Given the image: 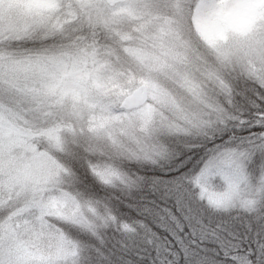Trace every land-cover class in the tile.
Listing matches in <instances>:
<instances>
[{"label": "clouds", "instance_id": "1", "mask_svg": "<svg viewBox=\"0 0 264 264\" xmlns=\"http://www.w3.org/2000/svg\"><path fill=\"white\" fill-rule=\"evenodd\" d=\"M208 2L215 11L202 0L0 3L5 25L11 18L21 32L51 37L0 47V103L17 128L0 132V185L6 190L11 176L24 177L0 203V222L12 215L19 226L14 241L0 245H27L31 264H44V257L48 264H85L84 249L66 243L84 229L69 221L100 227L104 209L76 179L69 153L94 182L118 185L122 175L172 167L184 145L212 144V129L264 103V4L240 28L234 21L254 0ZM224 152H204L197 170L219 169ZM250 175L254 186L264 185L261 165ZM183 191L182 201L170 195L164 202L175 217L169 227L195 228L198 219L236 213L212 208L189 183ZM217 240L239 244L230 233ZM62 244L66 251L57 255Z\"/></svg>", "mask_w": 264, "mask_h": 264}, {"label": "snow or ice", "instance_id": "2", "mask_svg": "<svg viewBox=\"0 0 264 264\" xmlns=\"http://www.w3.org/2000/svg\"><path fill=\"white\" fill-rule=\"evenodd\" d=\"M174 7L179 10V3L175 4ZM201 7L208 9L210 12L215 11L208 0H202ZM258 114H264V103L258 102L253 105L249 112L245 113L242 123L237 120L231 125L223 124L211 131L213 143L217 136L221 140L228 137L225 145L216 146L211 151H216L221 147L235 146L237 142H239L240 147L244 148L242 152H233L229 148L223 153V165L213 171L223 178L227 186L223 193L225 207L233 203V193L236 185L246 180L244 173L250 165L256 164L257 155L260 157L261 167L264 168V164H261L264 161V115ZM50 132L53 133V138L57 141V144H61L60 138L54 135L55 130H50ZM244 133H251V135H243ZM204 135L207 136L208 133L205 132ZM26 147L31 148L30 145H26ZM202 151H208L205 144L195 142L186 144L181 148L180 155L173 166L168 168V172L163 176L137 177L135 180L130 181V184L138 186L141 183H149L154 188L165 185L169 193L174 195L178 202L182 201L185 197L183 184L186 180L189 184L195 183L198 186L197 191H199V186H207L212 181V175L207 168L197 170L199 154ZM197 171H199V174L194 175ZM172 173H179V175L172 176ZM168 176H172V178L168 179ZM76 179L86 189L91 184L86 170L83 177L78 176ZM23 182L24 177L22 175H15L9 178L6 190L3 185H0V203L4 202L5 196L10 201L12 193ZM253 193L252 196L256 204L249 209L250 214L245 213L237 218L228 217L220 222L225 232L233 231L237 221L240 222L242 228V231L237 234L240 237L238 246L225 247L222 260L220 259L221 253L219 250L214 256H210L206 248L202 249L198 245L190 243L191 234L185 236V233H188L187 227H183L181 231L175 225L169 227V224L165 221H159L157 224L152 225L153 231L161 234V239L166 237L167 240L171 241V251L162 254H154L149 251L147 257L136 261V264H169V262L170 264H264V210L258 211L264 205V185L258 186ZM208 199L210 203H217L213 200L211 192L208 193ZM147 214L151 215L154 221L158 220L152 209H148ZM160 224H165V227H159ZM18 227L17 224L12 222V215L5 221L0 222V241L5 238L14 241ZM169 228L175 232L176 237H179L178 240L169 234ZM61 240L63 241L64 238L61 237ZM66 243L70 244L71 242L67 241ZM63 251H66V249L62 244L57 255ZM30 256L28 246L22 243L14 242L7 248L0 245V264H31ZM163 256H166L167 259H163ZM43 260L44 264H48V257H44ZM110 264H123V262L113 256L110 258Z\"/></svg>", "mask_w": 264, "mask_h": 264}, {"label": "trees", "instance_id": "3", "mask_svg": "<svg viewBox=\"0 0 264 264\" xmlns=\"http://www.w3.org/2000/svg\"><path fill=\"white\" fill-rule=\"evenodd\" d=\"M264 115V114H258ZM244 117H241L239 121L242 123ZM255 131V130H254ZM243 135H251V133H244ZM228 137H224L223 140L217 138L214 143L207 145V152H211L216 146L225 145ZM222 149H227V147H221ZM231 149H237L244 151V148L240 147L239 142L235 146H228ZM204 151L200 152V157L203 155ZM68 162L72 165L75 173H78L80 177H83L85 170L79 165L76 158L69 153L67 156ZM256 164L250 165L249 170L256 169L260 163V157L257 155ZM202 169V168H201ZM69 174H73L69 169ZM168 172V169H142L137 170L132 174H127L128 177L133 180L137 177H153V176H163ZM199 171L194 173L197 175ZM179 175V173H172V176ZM172 176H168L171 179ZM91 184H89L87 190L98 198V202L104 209L103 222L100 227L88 222L92 225L91 228L86 227L82 224L71 223L78 227H82L84 230L80 232H73V235L77 237L76 240H69L71 243L74 242L76 247L75 250L84 249V256L82 259L85 264H110V258L115 256L117 259L121 260L123 264H136V261L146 258L149 251L156 253H169L171 251V241L167 238L161 239V234L153 231L152 225L157 224L159 221H165L166 223L174 221L175 217L168 212L167 207H163L164 202L171 195L165 185H161L159 188H154L149 183H141L140 185H131L130 181H119L118 185H108L102 186L94 182L89 176ZM185 183H188L186 180ZM193 189L197 190L194 183H191ZM82 187L83 184H81ZM198 196L201 200L206 201L200 194ZM207 202V201H206ZM209 205V203L207 202ZM256 204V202H255ZM255 204L243 207H231L212 208L218 211H232L236 210V213L232 218H237L243 216L245 213H249V209ZM152 209L154 215H158L157 209H161L163 212L168 213L167 216L159 215L157 221L152 219L151 215L147 214V210ZM260 210H264V205L261 206ZM188 220V217H185ZM220 219H208L196 220V226L193 228L191 223L186 226L181 225L177 222L176 227L181 231L183 227L188 228V233H185L187 237L191 234L190 243L198 245L202 249H207L210 256L219 250L221 253L220 259H223L222 253L225 251V247L218 246L219 241L217 236L219 233H230L231 237L235 238L239 243V235L242 231L240 227V222L237 221L236 227L233 231L225 232L221 227ZM159 227H165V224H160ZM169 234L175 239L179 237L175 236V232L169 228ZM167 245V246H166ZM233 245H229L232 247ZM163 259H167L163 256ZM170 264V262H169Z\"/></svg>", "mask_w": 264, "mask_h": 264}, {"label": "rangeland", "instance_id": "4", "mask_svg": "<svg viewBox=\"0 0 264 264\" xmlns=\"http://www.w3.org/2000/svg\"><path fill=\"white\" fill-rule=\"evenodd\" d=\"M24 0H13V6L16 4L23 3ZM0 3H3V0H0ZM264 4V0H254L253 6L248 8L242 16L237 18L234 23L237 27L244 28L247 26H250L260 15L259 5ZM51 37L47 36H35L31 35L27 32H21L19 28L17 27L16 23L9 19V22L7 25H5L4 18L2 15H0V47H3L6 42L12 43V44H25L26 46H32V45H39L40 43L50 40ZM7 127L10 134H15L17 132V128L14 124L13 117L11 114H6L5 109L2 103H0V132H3V130ZM229 148L224 149V151H227ZM231 149V148H230ZM233 152L241 151L237 149H231ZM260 165V163H259ZM204 169V168H202ZM67 171V169H65ZM250 170L247 168V171L244 173L246 180L244 182L238 183L235 188V192L233 193V203L227 207L224 206L223 201V193L226 190V184L222 177H220L218 174L214 173L213 171L209 170V173L212 175V181L209 185L199 186L198 193L200 194V197L205 199L209 205L214 207H221V208H230L231 207H243L248 208L247 206L255 204V200L253 199V196L249 193H252L255 191L258 186H254L252 184ZM199 172L197 173V175ZM128 175H122L120 178V181H132V179L127 178ZM194 185L198 187L195 183ZM211 192L213 196V200L217 201V203L213 204L210 203L208 199V193ZM251 201V203H249ZM71 223L77 222V224L85 225L86 227L91 228L92 225H89L88 221L86 220H70ZM69 241V240H68ZM73 249H76L74 242L70 243Z\"/></svg>", "mask_w": 264, "mask_h": 264}]
</instances>
